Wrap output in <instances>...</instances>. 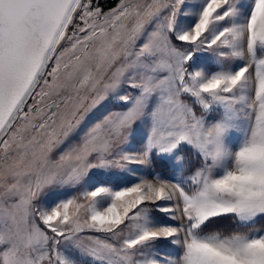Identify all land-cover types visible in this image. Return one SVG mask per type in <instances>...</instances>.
<instances>
[{"label": "snow or ice", "instance_id": "obj_1", "mask_svg": "<svg viewBox=\"0 0 264 264\" xmlns=\"http://www.w3.org/2000/svg\"><path fill=\"white\" fill-rule=\"evenodd\" d=\"M109 95L123 110L87 127ZM137 122L147 131L131 153L119 144ZM185 148L200 162L190 174ZM154 154L168 179L89 176ZM86 177L77 195L37 205L46 188ZM221 218L236 227L209 230ZM257 218L264 0H119L108 12L92 0H0V264H264Z\"/></svg>", "mask_w": 264, "mask_h": 264}, {"label": "rangeland", "instance_id": "obj_2", "mask_svg": "<svg viewBox=\"0 0 264 264\" xmlns=\"http://www.w3.org/2000/svg\"><path fill=\"white\" fill-rule=\"evenodd\" d=\"M197 0H189L190 4H195ZM248 0H245V3H247ZM118 3L112 7L115 8ZM93 7H100L99 5L96 4V2L92 1ZM188 5H182L181 8L182 10L187 7ZM101 8V7H100ZM110 8V9H112ZM110 9H102L103 12H108ZM183 19V18H181ZM77 22L78 19H77ZM69 32H71V27L69 29ZM65 46V44L61 45V49ZM198 56L201 57L202 60L207 59V63L202 64L203 67H206L209 71L215 70L213 68V65L211 63V57L212 53L211 52H204V53H198ZM254 73V69H250ZM121 94L125 92H131L133 91L132 89L128 88L127 85H123L121 89L119 90ZM31 102V101H30ZM125 106L118 102L113 95H109L106 97L104 100L100 101L99 104L95 108L89 112L85 118V123L87 124V127H91L92 125L96 123H100L104 120L105 117L109 116L113 112L121 111L123 110ZM197 114H199V110H197ZM147 131L146 128H142L137 122L134 124L130 129H128L125 132L124 137L121 138L119 146L124 149L125 151L131 152V153H138L142 150L143 147V134ZM32 133H26V135L30 136ZM183 156L184 153L182 151L181 153ZM161 158V157H159ZM164 159V158H161ZM169 166L171 167L170 163L164 159ZM187 161V174H190L192 171L189 170L188 168L192 165L191 160H186ZM127 168H132L135 169V173H130L127 171ZM127 168L125 169H120L113 167L112 169L109 170H101V169H92L91 172L89 173V176L94 177L96 180H99L100 182H112L115 180L116 177L118 176H128L132 182H138L137 177L140 176H146L147 178L151 179L154 174H159L155 172L150 165L148 166H143V165H128ZM160 175V174H159ZM161 177L168 179L169 176L165 177L160 175ZM88 178L86 177L85 180L82 182L81 185L76 186L75 188L73 187H68L64 186L61 187L59 185H55L49 188H46L39 196L38 200L36 201L37 205L41 204H52L53 202L57 201L58 199H63L66 197H71L77 195L80 191L83 190V187L85 184H87ZM114 187H116L115 184H113ZM160 204H166L167 202H158ZM153 215L157 217H163L164 214L160 213L158 211H154ZM161 251L163 252H170L176 248V246L170 244L166 240H161L157 242L156 245Z\"/></svg>", "mask_w": 264, "mask_h": 264}, {"label": "trees", "instance_id": "obj_3", "mask_svg": "<svg viewBox=\"0 0 264 264\" xmlns=\"http://www.w3.org/2000/svg\"><path fill=\"white\" fill-rule=\"evenodd\" d=\"M96 2L102 9H110L114 7L119 0H92ZM186 160H191L192 165L188 168V171H193L196 167L199 166V160L196 157L195 153L192 152L190 149L185 148L183 150ZM151 166L153 170L159 173L162 176H169L171 172V167L169 164L155 154L151 158ZM236 227V222L231 218H221L219 219L209 230H221L224 232H228L233 230ZM255 227L264 230V218H257L255 223Z\"/></svg>", "mask_w": 264, "mask_h": 264}]
</instances>
